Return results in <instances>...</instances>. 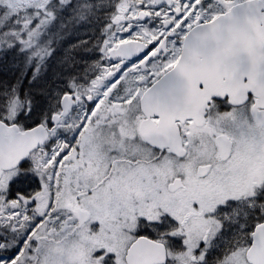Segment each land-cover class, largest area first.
<instances>
[{
  "label": "snow or ice",
  "instance_id": "snow-or-ice-1",
  "mask_svg": "<svg viewBox=\"0 0 264 264\" xmlns=\"http://www.w3.org/2000/svg\"><path fill=\"white\" fill-rule=\"evenodd\" d=\"M0 264H264V0H0Z\"/></svg>",
  "mask_w": 264,
  "mask_h": 264
}]
</instances>
